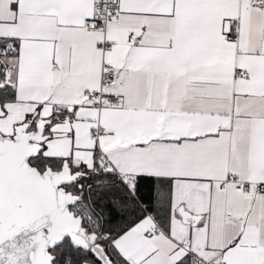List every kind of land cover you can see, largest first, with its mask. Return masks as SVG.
Wrapping results in <instances>:
<instances>
[{
  "label": "snow or ice",
  "instance_id": "1",
  "mask_svg": "<svg viewBox=\"0 0 264 264\" xmlns=\"http://www.w3.org/2000/svg\"><path fill=\"white\" fill-rule=\"evenodd\" d=\"M0 264H264V0H0Z\"/></svg>",
  "mask_w": 264,
  "mask_h": 264
}]
</instances>
